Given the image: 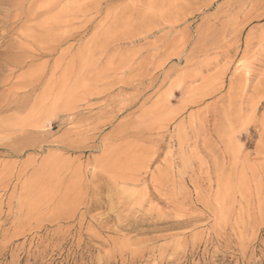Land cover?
<instances>
[{
  "label": "rangeland",
  "instance_id": "1",
  "mask_svg": "<svg viewBox=\"0 0 264 264\" xmlns=\"http://www.w3.org/2000/svg\"><path fill=\"white\" fill-rule=\"evenodd\" d=\"M22 2L0 264H264V0Z\"/></svg>",
  "mask_w": 264,
  "mask_h": 264
},
{
  "label": "bare ground",
  "instance_id": "2",
  "mask_svg": "<svg viewBox=\"0 0 264 264\" xmlns=\"http://www.w3.org/2000/svg\"><path fill=\"white\" fill-rule=\"evenodd\" d=\"M6 1H7V0H0V6H3L4 2H6ZM19 1H21V4L23 3V2H22L23 0H18V2H19ZM12 3H15V2H12ZM10 4H11V3H10ZM10 4L8 3V6L6 5V7L10 8V7H9V6H11ZM16 4H17V3H16ZM19 4H20V3H19ZM20 6H21V5H20ZM20 6H19V7H20ZM12 7H13V6H12ZM12 7H11V8H12ZM16 7H17V6H16ZM3 8H4V7H3ZM3 8H2V9H3ZM14 9H17V8H14ZM18 9H19V8H18ZM1 11H2V10H1ZM17 11H18V10H17ZM17 11H16V15H18V14H17ZM19 11H20V10H19ZM19 11H18V12H19ZM24 12H25V11H24ZM9 14H11V13H9ZM13 14H14V13H13ZM20 14H23V13H20ZM16 15H14L15 17H12L13 20H14V18H17ZM24 15H25V14H24ZM20 16H21V15H20ZM20 16H19V17H20ZM21 17H22V16H21ZM17 19H18V18H17ZM17 19H16V20H17ZM20 19H21V18H20ZM2 22H3V20H2ZM9 22H10V20H9ZM2 38H3V37H2ZM3 41H4V40H3ZM2 44H3V43H2ZM0 65H1V64H0ZM2 65H3V64H2ZM2 65H1V67H2Z\"/></svg>",
  "mask_w": 264,
  "mask_h": 264
}]
</instances>
